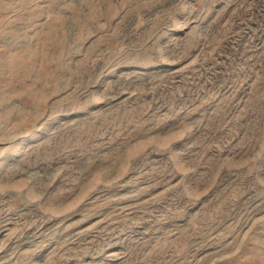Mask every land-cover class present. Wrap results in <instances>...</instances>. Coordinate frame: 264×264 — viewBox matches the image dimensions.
<instances>
[{
    "label": "rangeland",
    "instance_id": "obj_1",
    "mask_svg": "<svg viewBox=\"0 0 264 264\" xmlns=\"http://www.w3.org/2000/svg\"><path fill=\"white\" fill-rule=\"evenodd\" d=\"M0 264H264V0H0Z\"/></svg>",
    "mask_w": 264,
    "mask_h": 264
}]
</instances>
